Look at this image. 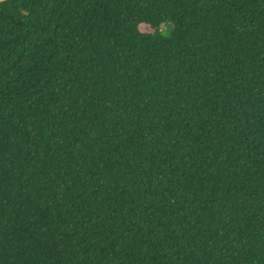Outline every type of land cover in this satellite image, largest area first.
Returning a JSON list of instances; mask_svg holds the SVG:
<instances>
[{
    "label": "trees",
    "instance_id": "1",
    "mask_svg": "<svg viewBox=\"0 0 264 264\" xmlns=\"http://www.w3.org/2000/svg\"><path fill=\"white\" fill-rule=\"evenodd\" d=\"M0 264H264V0L0 3Z\"/></svg>",
    "mask_w": 264,
    "mask_h": 264
},
{
    "label": "rangeland",
    "instance_id": "2",
    "mask_svg": "<svg viewBox=\"0 0 264 264\" xmlns=\"http://www.w3.org/2000/svg\"><path fill=\"white\" fill-rule=\"evenodd\" d=\"M142 29V31H149V29L148 28H141ZM162 29H166V26H162Z\"/></svg>",
    "mask_w": 264,
    "mask_h": 264
},
{
    "label": "water",
    "instance_id": "3",
    "mask_svg": "<svg viewBox=\"0 0 264 264\" xmlns=\"http://www.w3.org/2000/svg\"><path fill=\"white\" fill-rule=\"evenodd\" d=\"M5 1H7V0H0V3L5 2Z\"/></svg>",
    "mask_w": 264,
    "mask_h": 264
}]
</instances>
